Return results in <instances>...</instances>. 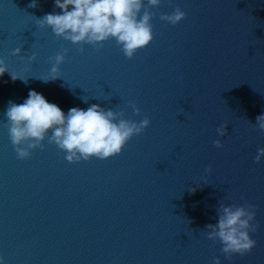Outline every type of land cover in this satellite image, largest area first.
<instances>
[{
	"label": "water",
	"instance_id": "95a60500",
	"mask_svg": "<svg viewBox=\"0 0 264 264\" xmlns=\"http://www.w3.org/2000/svg\"><path fill=\"white\" fill-rule=\"evenodd\" d=\"M31 2L0 0V59L26 80L0 77V264H264V0H161L154 38L131 60L115 40L81 53L37 26L60 13L54 0ZM177 7V25L159 19ZM63 49L60 78L42 82ZM31 90L65 114L96 104L150 126L103 161L69 164L47 139L18 160L4 113ZM220 203L255 206L251 253L226 260L200 232Z\"/></svg>",
	"mask_w": 264,
	"mask_h": 264
},
{
	"label": "clouds",
	"instance_id": "9594fccd",
	"mask_svg": "<svg viewBox=\"0 0 264 264\" xmlns=\"http://www.w3.org/2000/svg\"><path fill=\"white\" fill-rule=\"evenodd\" d=\"M161 0H54L59 14L49 13L37 20L40 29H49L57 39H63L77 46L81 53L84 46L95 50L103 47V43L115 40L125 58L131 60L138 51L145 49L153 40L154 14L152 8H158ZM36 8V0L28 5ZM71 8V10H69ZM185 18L180 8H175L171 14H162L159 19L170 25H177ZM22 49H15L11 55L20 56ZM67 49L49 58L51 64L48 76L41 78L42 82L54 81L60 78L59 68L64 63ZM36 59L33 52L27 56L28 63ZM9 73L12 81L17 79L26 83L16 73L9 72L5 61L0 59V77ZM85 103L87 100L81 98ZM127 107L133 115L139 116L140 110L134 103ZM6 127L11 145L18 160H26L36 149L44 150L43 141L54 144L64 152L69 164L88 161L96 158L101 161L119 155L127 143L141 135L149 126L150 120L145 116L139 123L124 119V112H115L92 104L86 110L73 107L65 114L60 107L49 103L42 94L29 91L28 98L21 104L12 101L4 113ZM249 123H251L249 121ZM226 123L216 128L220 137L226 135ZM254 127L264 133V114L256 117ZM49 133H51L49 135ZM215 148L223 145L220 140L213 142ZM264 157V148L257 149L254 162L259 163ZM211 168H206L208 173ZM194 191V189H189ZM218 223L208 224L201 230L209 241H219L221 252L226 260L233 255L244 256L251 253L255 240L249 233H255V206H225L220 203L217 208ZM212 264H221L219 258H213Z\"/></svg>",
	"mask_w": 264,
	"mask_h": 264
}]
</instances>
